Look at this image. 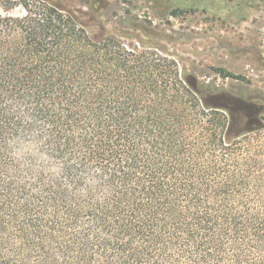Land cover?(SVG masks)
I'll return each instance as SVG.
<instances>
[{
    "label": "trees",
    "instance_id": "trees-1",
    "mask_svg": "<svg viewBox=\"0 0 264 264\" xmlns=\"http://www.w3.org/2000/svg\"><path fill=\"white\" fill-rule=\"evenodd\" d=\"M101 11L0 1V264H264V96Z\"/></svg>",
    "mask_w": 264,
    "mask_h": 264
},
{
    "label": "rangeland",
    "instance_id": "rangeland-1",
    "mask_svg": "<svg viewBox=\"0 0 264 264\" xmlns=\"http://www.w3.org/2000/svg\"><path fill=\"white\" fill-rule=\"evenodd\" d=\"M62 1L83 10L99 3L101 20L110 30L122 17L152 22L156 31L172 35L169 51L199 80L226 88L248 87L249 93L264 96V1H254L246 19L203 10L183 12L171 0ZM225 1L233 5L238 2ZM120 26L124 32L147 36L142 29ZM223 70L231 74L225 77Z\"/></svg>",
    "mask_w": 264,
    "mask_h": 264
}]
</instances>
